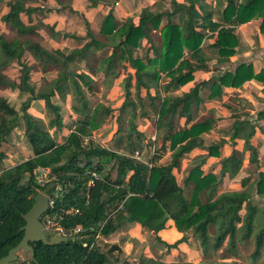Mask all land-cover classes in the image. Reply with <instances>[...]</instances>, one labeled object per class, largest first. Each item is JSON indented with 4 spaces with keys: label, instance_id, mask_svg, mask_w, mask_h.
I'll list each match as a JSON object with an SVG mask.
<instances>
[{
    "label": "trees",
    "instance_id": "1",
    "mask_svg": "<svg viewBox=\"0 0 264 264\" xmlns=\"http://www.w3.org/2000/svg\"><path fill=\"white\" fill-rule=\"evenodd\" d=\"M40 1H9L8 11L1 17L2 24L8 27L11 36L0 34V88L16 89L30 94V97L23 104L20 112L24 115L20 117V112L0 93V168L7 158L2 147L8 144L13 132L21 124H24L34 157L12 168L0 170V261L24 237L21 231L26 224L24 215L33 209L36 195L45 190L39 187L38 191L35 182L36 172L44 168H50L58 177L54 185L58 182L74 185L69 194L57 201L56 207L79 209L80 214L69 216L62 225L66 229L82 226L84 231L75 239L54 247L42 242L31 243L34 258L29 257L27 262L21 264H109L107 254L96 245L98 233L109 238L125 223L138 224L163 242L160 234L171 221L180 230L190 228L206 251L213 240L210 233L212 229L215 232L212 243L215 251L226 244L228 251L237 255L238 243L254 238L253 259H261L264 250V209L262 204L254 201L251 185H256V193L264 201V161L253 145L257 131L261 130L264 134V110L258 113L255 123L239 115L234 116L230 138L232 152L221 161L219 178L212 173L203 175L205 160L189 171L184 186L180 183V175L187 156L204 149L208 156L218 157L220 148L225 144L222 140L218 145H205L202 135L211 130L212 118L192 124L193 107L203 102L201 93L208 90L210 100L224 99L227 88L240 89L251 80L264 82V69L256 73L251 64L242 63L235 71L220 70L218 76L202 82L181 96H162V90L165 93H170L171 89L179 90L195 80L196 74L207 72L212 57L206 54L203 42L209 33L213 34L212 37L218 34L209 47L218 51L217 63H229L239 45L235 29L222 27L213 21L207 0H185V3L171 0L172 11L157 12L149 7L144 8L138 19L129 18L121 25L113 13H109L102 21L98 34L92 32L87 24V42L81 48L68 54L61 50L50 52L38 41L39 31L46 27L40 17L46 9L33 6ZM176 16L180 17L178 24L174 22ZM257 16L263 19L261 32L264 33V0H243L239 5L237 0H228V6L223 11V22L230 25L235 22L244 24ZM165 17L167 21L161 29ZM158 30L164 40L163 49L153 40V33ZM143 42L151 46L153 57L140 56L139 48ZM108 49L111 53L101 58L97 68L105 77L112 75L117 78V68L133 70V73L129 72L124 77L125 102L118 109L124 112L131 108L135 114V119L130 121V137L140 135L135 124L138 109L143 111L142 118H150L151 113L159 115L157 128L162 131L167 127L159 153L167 150L172 152L167 164L149 166L114 151L100 147L86 150L83 147V139L100 131L118 112L101 103L91 107L87 97V92H94L95 81L90 74L96 71L90 58L97 61V52L105 51L107 54ZM27 52L38 63L58 68V75L52 81L50 90L37 92L32 85V69L23 61ZM15 61L22 68V76L19 83L11 84L4 71ZM75 63H84L90 74L75 71L72 66ZM163 76L167 79L164 84ZM70 94L78 102L73 107L78 120L67 139V145L59 146L50 130H62L65 125L62 107L55 100L60 97L65 101ZM34 100L44 101L46 108L53 114L50 130L30 113ZM177 117L184 119V125L175 132ZM239 140L244 141L246 151L251 154L250 163L257 164L259 173L257 176L256 173H250L244 178L240 183L242 190L216 195L225 179L233 180L240 175L243 159L235 152ZM63 155L66 159L62 164L54 163L56 157L61 158ZM83 158L84 165L81 161ZM94 159L98 160L95 169L99 172L109 164H112V172L103 175V181L88 189L86 172L94 168ZM25 179L27 183L22 184ZM192 182L196 187L189 201L185 188ZM201 195L206 199L205 204L201 201ZM183 241L166 246L172 251ZM112 250L118 248L113 246ZM140 264L191 263H164L144 258Z\"/></svg>",
    "mask_w": 264,
    "mask_h": 264
},
{
    "label": "rangeland",
    "instance_id": "2",
    "mask_svg": "<svg viewBox=\"0 0 264 264\" xmlns=\"http://www.w3.org/2000/svg\"><path fill=\"white\" fill-rule=\"evenodd\" d=\"M9 1L14 0H0V19L7 13V3ZM99 1L101 0H42L35 3L33 6H39L46 9V12L40 15L46 25V27H43L39 31L40 37L38 38V41L40 44L50 52L61 50L66 54L74 49L81 48L87 42V39H85L88 33L87 22L94 31L99 33L104 18L109 13H113L115 16V8L118 6L117 3L120 2V0H105L104 2L106 5H101V3H98ZM240 1L241 0H237L238 5L242 3V1ZM126 2L131 3L130 0H126ZM99 5L103 6V8L100 9V11H97V8H100ZM152 9L157 12L169 11L164 4L160 3ZM142 10L143 9H140L137 12H134L129 18H138ZM116 20L118 24H121L117 18ZM174 22L177 24L179 23L175 19ZM0 23L2 22L0 21ZM165 24L166 21L163 19L161 29ZM4 32L11 36L9 29H6ZM65 36H69V38H64ZM153 40L158 47L162 49L164 48V40L160 30L153 33ZM205 50L209 57H212L213 52H215V50L209 49V47L205 48ZM106 51L107 54L105 51L97 52V61L90 58L93 68L96 69L92 74L89 73L84 63H75L72 65L75 71L79 73H89L95 81L93 85L94 92L92 94L87 92L91 107H95L97 104L101 103L118 111L114 113V116L104 127L101 128L100 131L95 132L97 141L90 140L88 144H83V147L86 150L100 147L102 149L114 151L120 155L130 157L135 161H143L149 166L154 164H167L171 159L172 152L171 150H167L165 153H159L160 144L163 141L162 138L165 134V129L167 128H164L162 131H159L157 128L159 115L151 113L150 118H142L143 111L138 109V117L135 120V124L138 128V132L142 136L136 134L130 137V121L132 118L135 119V114L131 108L126 109L124 112H120L118 109H121L125 102L126 91L123 82L124 77L129 72L133 73V70L130 68L128 70L117 68L116 70L119 75L117 78H114L112 75L108 78L105 77L102 72L97 70V68L99 67L101 58H106L107 55L111 53V50L109 49ZM139 52L142 57H146L147 47H144L142 43ZM186 53H188L187 50ZM23 61L32 69L31 83L36 88V91L50 90L52 81L58 75V68L52 65L46 67L38 63L29 52L25 54ZM212 61L213 59L210 60L209 66H213L215 63ZM4 74L8 76L11 84L19 83L22 76V68L17 61H15L4 71ZM166 81L167 79L163 76L162 83L164 84ZM240 89L244 90L243 87ZM179 90L171 89L170 93H165L162 90L163 97L171 98L181 96V94H178L177 92ZM0 93L18 112L21 111L23 104L30 97L29 94H22L20 91L11 88H0ZM230 93L234 94L235 90H231ZM208 94V90L203 91V97L206 100L208 99L209 105L204 108L203 101L200 106H197V110L193 113L192 124L206 118H212L211 130L202 135L205 145H218L219 143H222V140L225 141V144L220 148L218 157L208 156V152L204 149L196 150L193 154L187 156L183 161L182 173L180 175V183H182L183 186L189 171L204 160L205 162L202 165V171L204 172L203 175H209L212 173L219 178L221 161L231 154L230 150L233 144L231 143L230 138L234 124L232 121L233 119L229 118V116H227L228 118H225L223 114H220L217 111L222 112L223 108H225L227 111L237 113V115H240L244 119H248L255 123L258 113L264 110V97L262 95L257 97L256 101L248 102L247 100L238 98V96L236 99L234 98L233 101L228 100L226 99L227 92L224 94V99L219 98L215 100H210ZM55 103L62 107L63 123L65 125L64 129L55 132H53L52 129L50 130V122L54 116L47 108L35 106V109L32 111L33 116L40 120L45 127L50 130L59 146H66L67 139L78 120V116L73 110V107L78 105V102L74 100V95L70 94L65 101L60 97H57ZM215 108L219 109L216 111ZM21 125L22 126L13 132L15 133L14 137L12 134L8 144L4 145V149L8 153V159L6 158L0 170L12 168L34 157L32 147L25 135L24 124ZM175 125V132H178L184 125V119H179L177 117L175 119ZM253 143L259 147L261 158L264 161V144L262 143V139L255 136ZM239 145V147H235V152L243 159V167L240 175L233 180L225 179L219 186L216 195L228 191L242 190V187L240 186L241 181L248 177L250 173H256L255 176L259 173L257 164L250 163L251 154L246 151L245 143L241 142ZM138 151L141 153V160L136 158V153ZM58 159L59 161L56 162ZM65 159L64 155L61 158L58 156L54 159V163L62 164ZM81 161L83 163L82 165H84V158ZM93 162L94 164H97L98 160L94 159ZM111 172L112 164L105 165L102 174L107 175ZM115 176L116 173L114 172L113 177ZM27 181L28 180L25 179L22 184H26ZM195 187V183L192 182L185 188V195L189 201L193 198V190ZM251 189L254 201L258 204H262L261 207L264 209V201L257 195L256 185L252 184ZM43 193L47 195L46 191ZM201 201L204 204L206 203V199L203 195H201ZM210 233L214 240V230L212 229ZM160 237L163 242L158 241L154 233H150L146 228H143L138 224L125 223L117 232L109 238H105L107 242L101 237L96 245L103 253L107 254L109 264H140L144 258L164 263L264 264V250L261 259L257 261L253 259V253L255 251L254 238L248 241L239 242L237 255H234L228 251L226 244L222 249L215 251L212 246L213 240L206 251L190 228L180 230L175 222L170 223ZM182 239H184V241L181 242L175 250H168L166 246L167 244L174 245L175 243L182 241ZM113 246H116L118 250H112ZM19 257V264H21L28 261L30 254L22 251Z\"/></svg>",
    "mask_w": 264,
    "mask_h": 264
},
{
    "label": "crops",
    "instance_id": "3",
    "mask_svg": "<svg viewBox=\"0 0 264 264\" xmlns=\"http://www.w3.org/2000/svg\"><path fill=\"white\" fill-rule=\"evenodd\" d=\"M104 1L105 0H101L98 3H101V5H106V3ZM130 1H131V3H127L126 0H120V2L117 3L118 6L115 8V13H116L115 16L118 19V21L121 22V24L127 20L126 18L129 19V16L133 15L134 12H137L140 9H144V8H148V7L149 8L156 7V5H158L159 3L164 4V6L166 8H168L169 12L172 9V5L170 4L171 0H137V1L136 0H130ZM176 1L178 3H185V0H176ZM241 1H243V0H241ZM135 2H136V4H135ZM207 3L210 6L211 11L213 13V21L220 23L222 25V27L235 29V31H236L235 33L239 36V45L237 46V48L235 50L236 51L235 55L231 57L230 62L222 64V65H219L217 63L219 56H218V51L215 50V52H213V55H212V59L215 62L214 63L215 65L213 64L214 67L211 65V63L213 62L212 61L210 63V65L212 67L209 66L207 72H205V73L200 72V73L196 74L195 80H193L192 82L188 83L187 85L181 87L180 90L177 91L178 94H181V95L189 92L191 88H194L195 86L201 84L202 82L207 81L212 77L218 76L220 73V70L221 71L222 70L223 71H235L242 63L251 64L256 73H259L261 70L264 69V33L261 32V26H262V22H263L262 17L257 16L255 18H253L251 21L244 23V24H241L238 22H235L231 25L226 24L223 22V11L228 6V0H207ZM101 5H99L100 8H97V11H100V9L103 8V6H101ZM124 19H126V20H124ZM136 19H138V18H136ZM174 19L178 22L180 21L179 16H176ZM164 20L167 21V18L165 17ZM0 21H1V19H0ZM87 24H89V23L87 22ZM6 29H8V27L5 24L0 23V34L5 33L4 31ZM90 29L95 34H98L96 31H94L92 29L91 26H90ZM87 32H88V30H87ZM212 35H213L212 33H209L208 37L205 39V41L203 43L204 49L207 47H210V45L216 40L218 34L215 33L213 37H212ZM142 44L144 47H147V55H149L150 57H153V50L150 49L151 46L145 42H143ZM148 46H149V48H148ZM142 58H144V57H142ZM243 88H244V90H241V89L235 90L234 94L230 93L231 89L227 88L226 91L228 94H227L226 99L233 101V99L234 98L236 99V97L238 96V98H240V99H244V100H247L248 102H251V101H256V98L260 97L261 95L264 97V93H263L264 92V82H258L256 80H251V81L246 82L243 85ZM22 94H28V93H22ZM29 96H30V94H29ZM162 96H163V93H162ZM201 97L204 101L203 102L204 108H206L209 105V101H208V99L206 100L203 97V92L201 93ZM9 104H10V102H9ZM11 106L13 107V105H11ZM35 106H41L43 108H46L44 101L34 100L31 103V108H30V113L32 115H33L32 111L35 109L34 108ZM197 108H198L197 106H194L192 113H194L195 110H197ZM218 109L219 108H217V109L215 108L216 111ZM217 112H219L220 114H223L225 118H228L227 116H229V118L233 119V120L231 119L233 121V123L235 122L234 116L237 115V113L229 112L225 108H223L222 112H220V111H217ZM24 130H25V128H24ZM14 134L15 133H13V137H14ZM255 136L257 138L260 137L262 139V143L264 144V134L261 131L258 130ZM55 141L57 142L56 139H55ZM238 142L244 143V141H242V140L237 141V143ZM253 142H254V138H253ZM239 143L235 146L236 148L240 146ZM253 145L260 152L259 147H257V145H255V143H253ZM2 151H4L7 154V159H8V153L5 151L4 146L2 147ZM230 152H232V147H231ZM221 168L222 167L220 166L219 174L221 172ZM170 223H172V221L169 222V224ZM160 235H162V233Z\"/></svg>",
    "mask_w": 264,
    "mask_h": 264
},
{
    "label": "built area",
    "instance_id": "4",
    "mask_svg": "<svg viewBox=\"0 0 264 264\" xmlns=\"http://www.w3.org/2000/svg\"><path fill=\"white\" fill-rule=\"evenodd\" d=\"M90 140L97 141L96 133L94 132L90 137H86L83 139V144H88ZM141 153L138 151L136 153V158L141 160ZM138 162V161H137ZM144 163L143 161H140ZM96 164H94V168H89L86 172V176L88 177L86 187L91 189L96 186L99 181L104 180V176L102 172H99L95 169ZM35 182L39 187L44 188L43 192H47L45 195L43 192L40 193L44 194L46 197L49 198V210L42 216L41 221L45 227V233L47 234L48 238L51 237H63L67 240L75 239L80 233L84 231L82 226H77L76 228L66 229L63 227L62 222H64L69 216L80 214L79 209H57V201L61 200L65 195L69 194L70 191L74 188L72 183H62L58 182L56 185L54 183L58 181V177L54 175L50 168H44L36 172L35 174ZM57 209V210H56ZM105 238L98 233L96 236V243L100 240V238ZM107 242V240H105Z\"/></svg>",
    "mask_w": 264,
    "mask_h": 264
},
{
    "label": "water",
    "instance_id": "5",
    "mask_svg": "<svg viewBox=\"0 0 264 264\" xmlns=\"http://www.w3.org/2000/svg\"><path fill=\"white\" fill-rule=\"evenodd\" d=\"M24 115L20 112V117ZM49 210V198L42 193L36 195V202L33 209L24 215L25 226L21 229L24 233V237L20 244L11 249L6 257H4L0 264H19V255L22 251L30 254V257L34 258V249L31 243L42 242L45 245L54 247L62 243H66L68 240L63 237H51L48 238L45 233V227L41 221L42 216Z\"/></svg>",
    "mask_w": 264,
    "mask_h": 264
},
{
    "label": "flooded vegetation",
    "instance_id": "6",
    "mask_svg": "<svg viewBox=\"0 0 264 264\" xmlns=\"http://www.w3.org/2000/svg\"><path fill=\"white\" fill-rule=\"evenodd\" d=\"M19 259H20V257H19Z\"/></svg>",
    "mask_w": 264,
    "mask_h": 264
},
{
    "label": "clouds",
    "instance_id": "7",
    "mask_svg": "<svg viewBox=\"0 0 264 264\" xmlns=\"http://www.w3.org/2000/svg\"><path fill=\"white\" fill-rule=\"evenodd\" d=\"M40 193V192H39Z\"/></svg>",
    "mask_w": 264,
    "mask_h": 264
}]
</instances>
